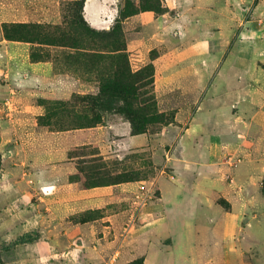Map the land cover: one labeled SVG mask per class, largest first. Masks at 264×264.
Returning <instances> with one entry per match:
<instances>
[{"label":"rangeland","instance_id":"374dc122","mask_svg":"<svg viewBox=\"0 0 264 264\" xmlns=\"http://www.w3.org/2000/svg\"><path fill=\"white\" fill-rule=\"evenodd\" d=\"M145 1L0 0V264H144L152 251L173 242L176 234L171 236L167 221L204 216L195 198L207 189L213 191L218 233L194 227L197 234L182 239L180 250L169 251L176 253L177 264H264V38L252 46L242 38V30H249L252 22L256 27L264 23V2L244 0L237 8L227 0H198L203 2L195 13L212 19L208 26L190 30L186 44L196 42L197 33L216 32L212 26L219 18L229 19L223 59L204 87L190 93L174 89L167 78L157 81L155 70L157 108L174 122L136 139L119 115H108L94 128L73 129L82 123L79 114H73L86 104L80 98L97 96L101 83L82 63L68 62L75 49L40 44L41 36L32 43L11 41L4 34L6 25L52 26L84 34L81 45H96L85 36L89 31H110L120 24L137 71L159 55L141 46L158 27L137 16H177L164 0L168 11L163 14L143 12ZM89 2L91 12L102 10L101 26L89 23ZM130 4L138 13L124 19L121 12ZM22 33L35 39L28 30ZM241 39L245 49L236 73ZM211 41L215 46L222 43L221 38ZM180 43L168 37L163 45ZM24 44L31 62L52 63L62 81L31 74L23 55L11 48ZM201 104L204 114L214 118L210 133L220 137L219 160L212 167L201 159L202 146L195 156L179 148ZM92 159L95 162H89ZM198 167L208 169L205 180ZM86 190L94 192L87 195L89 203L75 195ZM206 235L219 240L218 253L206 250ZM22 238L26 243L19 244Z\"/></svg>","mask_w":264,"mask_h":264},{"label":"crops","instance_id":"0c3cea01","mask_svg":"<svg viewBox=\"0 0 264 264\" xmlns=\"http://www.w3.org/2000/svg\"><path fill=\"white\" fill-rule=\"evenodd\" d=\"M166 1V7L171 10H176V17L168 18L167 15L159 16V18H153L151 12H145L137 16V19L143 21L146 25L152 24L155 27H158V31L154 32L151 37L144 38L143 43L141 44L144 51L152 52L157 50L159 55L152 61L155 70L157 81L167 78L171 80L175 86L174 89L180 90L185 93H190L194 91H199V87L202 88L209 81V79L215 75L225 51V44L223 42L224 28L229 24L230 20L225 19L224 17L219 18L217 23H213L212 28L218 29L216 32L212 30L205 31L201 34L197 33L196 42L191 41L186 44L188 39V32L193 31L194 27L198 29L200 26H208L206 23L212 18H201L195 12L200 10V3L203 1L198 0H164ZM206 1V0H205ZM215 1V0H214ZM232 4H235L237 8L240 7V3L244 0H227ZM264 0H261V3ZM209 3V1H208ZM86 17L93 26H101L102 10L100 9L91 12L85 8ZM233 19V18H232ZM226 24V25H225ZM249 30H242V38H244L249 43V46H252L253 41H256L257 38H264V23L262 20L258 22V27L255 22H252ZM240 27V26H239ZM174 33L176 35H174ZM214 35V36H213ZM168 37H176L181 43L180 45H171L167 48L164 46V41ZM186 37V38H185ZM221 38L222 43L219 46L211 43V39ZM205 39L206 42L203 40ZM221 42V41H220ZM245 44L243 40L239 41V44L236 48V73H240V67L242 66V57L245 49ZM11 48L18 55H23L25 67L28 71L35 76L45 75L50 82L58 83L60 76L57 75L54 70L52 63L50 62H31L29 59V49L27 44L24 46H15L11 45ZM195 53V54H194ZM23 61V60H22ZM173 89V88H172ZM202 105V104H201ZM199 107L198 111L192 117L189 127L186 128L182 138L179 141V148L184 149L185 152L192 153L194 156L197 153V146H202L204 149L200 150L201 159L206 160V165L212 167V163H216L219 160V146H220V137L218 134L210 133L211 124L214 118L204 114L203 105ZM128 131H131L130 124L125 123ZM114 127V126H113ZM210 135V136H209ZM142 135L133 136V139L140 138ZM205 139V140H204ZM201 140V141H200ZM207 146V148H205ZM202 153V154H201ZM196 162V157L192 160V163ZM201 170L200 178L205 180L204 177H208L206 173L207 168L198 167ZM199 170V169H196ZM205 171V172H203ZM209 181V180H208ZM210 185H214L211 181ZM123 184L116 186L118 190L123 189ZM87 192H78L75 195L79 198H84L83 203H89L87 200V195L94 193L93 190H86ZM218 191L216 190V193ZM84 193H87L86 195ZM213 191L207 189L206 192L202 195L197 194L192 195L195 199H199L200 207L204 211V216L182 221L180 218H174L167 221V224L171 226L170 234L173 236V242L166 245L164 249H159L152 251L150 258H144V264H158L164 260L166 264L171 260L174 261L173 264H177L179 260L175 252H169L171 250H176L181 248V241L186 239L190 240L192 233L197 234L198 226L205 227V234L209 233H218L217 229L214 228L218 226L219 218L216 215L213 217V211H215L216 205H214L210 200V194ZM179 196L175 199V203L179 205ZM253 225V224H252ZM257 226V225H256ZM255 226V227H256ZM184 227V229H181ZM207 232V233H206ZM214 232V233H213ZM170 236V237H171ZM178 237V238H177ZM177 238V239H176ZM205 241L207 244L206 250L210 252V255H214V252L218 253L219 249V240L215 238L208 239L206 235ZM216 243V246L213 247L210 244ZM174 248V249H173ZM168 256V257H167ZM167 259V260H166ZM158 261V262H157ZM178 261V262H177Z\"/></svg>","mask_w":264,"mask_h":264},{"label":"trees","instance_id":"16d2710c","mask_svg":"<svg viewBox=\"0 0 264 264\" xmlns=\"http://www.w3.org/2000/svg\"><path fill=\"white\" fill-rule=\"evenodd\" d=\"M145 3L146 6L141 8L143 12L168 11L167 8H163L162 0H146ZM128 6L121 12L124 19L138 13L133 4H130L131 8ZM24 30H28L35 39L25 37L22 33ZM34 31L39 32V35H35ZM4 34L11 41L25 40L35 43L36 38L41 36L42 42H38L40 44L73 48L76 52L67 56L68 62L82 63L88 71H94L100 77L99 94L80 98L86 104L73 114H79L82 123L75 125L73 129L97 127L105 122L108 115H119L129 122L133 136L151 134L158 130V126L163 128L174 122L168 114L160 112L157 108L156 97L153 94L154 64H148L137 71L132 69L120 24L110 31H89L85 36L95 41L96 45H81L84 34L78 32L71 35L60 27L52 26L12 25L10 28L6 25ZM153 53L155 51H152ZM93 159L89 162H95ZM92 186L98 185H86ZM18 243L26 241L22 238Z\"/></svg>","mask_w":264,"mask_h":264},{"label":"bare ground","instance_id":"6f19581e","mask_svg":"<svg viewBox=\"0 0 264 264\" xmlns=\"http://www.w3.org/2000/svg\"><path fill=\"white\" fill-rule=\"evenodd\" d=\"M110 1H111V0H110ZM86 9H87L88 11L91 10V2L87 3V5H86ZM104 20H105V19H104Z\"/></svg>","mask_w":264,"mask_h":264}]
</instances>
